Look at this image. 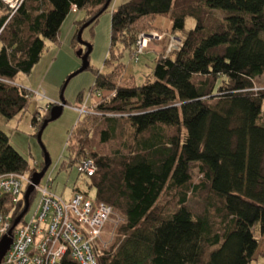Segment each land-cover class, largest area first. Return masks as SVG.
Here are the masks:
<instances>
[{
  "label": "trees",
  "instance_id": "1",
  "mask_svg": "<svg viewBox=\"0 0 264 264\" xmlns=\"http://www.w3.org/2000/svg\"><path fill=\"white\" fill-rule=\"evenodd\" d=\"M109 1L25 0L12 14L0 0V115L29 110L32 94L14 80L32 73L47 42L59 43L70 13H85L76 44ZM159 17H170V32L155 27ZM153 32L184 46L166 54L168 39L160 42L153 72L138 85L124 58ZM105 67L91 89L93 110L69 133L59 167L79 172L93 160L96 173L79 175L93 201L121 219L98 264H251L256 231L264 235V0H129L112 11ZM36 112L38 137L51 115L38 124ZM43 167L32 169L0 130V177ZM39 197L31 195L28 212ZM24 206L22 199L12 223Z\"/></svg>",
  "mask_w": 264,
  "mask_h": 264
},
{
  "label": "rangeland",
  "instance_id": "2",
  "mask_svg": "<svg viewBox=\"0 0 264 264\" xmlns=\"http://www.w3.org/2000/svg\"><path fill=\"white\" fill-rule=\"evenodd\" d=\"M125 1L112 0L109 10L100 17L97 23L84 30L82 42L92 47L89 57L90 69L74 77L63 92L68 78L78 72L83 65V59L79 56V52L83 51L84 55L87 51V46L84 44L78 42L75 44L76 23L85 19V13L71 12L61 28L59 43L47 42L42 58L32 73L30 75L21 74L14 80L17 85L23 86L33 93L31 98L32 105L29 110L12 120L0 115V130L10 136L12 145L25 157L32 169L36 168L37 164L44 162L45 151L49 154L52 164L42 179L41 185L46 186L49 180L53 179L52 187L54 193L62 196L66 201L72 198L76 188L83 192L89 191L88 196L92 200L95 199V191L87 188L77 168L70 172H59V167L64 157L69 133L81 117L78 109L94 106L91 89L96 81V72L98 70L104 73L109 72V69L105 67V62L111 45L112 11ZM155 27L163 32H170L172 29L170 17H159ZM194 27L195 22L188 20L187 30ZM159 43L155 40L151 41L145 54L140 57L139 62H135L129 55L125 56L124 63L128 65V74L134 75L138 85H143L146 77L153 72L156 53L162 51L159 49ZM37 93L45 96V98L39 101L36 98ZM80 95L83 98L82 102L79 101ZM62 99L66 102L63 114L46 127L42 136V143H40L36 136L37 130L32 126L34 113L37 111L36 119L38 124H40L46 115H51L53 108L58 106ZM52 104H54V107H51ZM33 176H30L32 180ZM193 177L198 179L197 170L193 171ZM38 205L39 201L32 204L30 211L26 215V220L31 219ZM115 219L117 220V218ZM115 223L118 224V221H115ZM115 226L111 225L109 231L106 234L105 232L103 233L105 244L110 243V231ZM118 227L119 225L115 229V233ZM256 236L260 241V247L251 264H264V235H260L256 231ZM115 241L114 238L111 240L108 251L114 246Z\"/></svg>",
  "mask_w": 264,
  "mask_h": 264
},
{
  "label": "built area",
  "instance_id": "3",
  "mask_svg": "<svg viewBox=\"0 0 264 264\" xmlns=\"http://www.w3.org/2000/svg\"><path fill=\"white\" fill-rule=\"evenodd\" d=\"M1 1L15 14L25 0ZM165 38L168 39L166 54L180 51L184 46L182 39L177 36L157 32L141 34L135 45L133 59L138 61L151 41L162 42ZM36 98L42 101L45 96L37 93ZM85 109L79 108L78 111L85 115L89 113V109ZM96 170L94 161L90 159L79 166L80 174L91 177ZM53 183V179H50L48 185L36 187L35 192L40 194L36 212L30 220L22 223L23 218L13 230V213L22 199L25 205V194L32 185V179L27 173L0 177V242L13 230V242L2 264H98L109 249L115 229L121 222L113 209L77 191L66 201L51 191ZM10 206L13 209L7 211ZM111 225L116 226L110 231V243L105 244L103 233L106 234Z\"/></svg>",
  "mask_w": 264,
  "mask_h": 264
},
{
  "label": "water",
  "instance_id": "4",
  "mask_svg": "<svg viewBox=\"0 0 264 264\" xmlns=\"http://www.w3.org/2000/svg\"><path fill=\"white\" fill-rule=\"evenodd\" d=\"M111 1L112 0H110L107 3L106 8H108V6L110 5ZM88 27H89V24L85 25L78 33V41H79V43L84 44V45H85V43L82 42V36H83L84 30L86 28H88ZM85 46H87V52L84 55H83V51L79 52V56L82 57V59H83V65H82L81 69L78 72H76L70 78H68L67 82L65 83L63 92H64L65 88L67 87L68 83L74 77H76L79 74H81V73L85 72L86 70H88V68L90 66L89 57H90V54L92 52V47L89 46V45H85ZM65 106H66V102H64L63 99H62L61 103L58 106L53 108L50 118L48 120H46V122L42 126L40 132L38 133V137L37 138H38L40 143H42V136H43V133H44L46 127L51 122L56 121L57 119H59L62 116ZM44 154H45V156H44V167L41 170V172H36L34 174V176H33L32 185L29 186V188L27 189L26 194H25V208H24L22 214L15 220V223H14V226H13V230H14V228H16L19 225L21 220L27 214V212L29 210V207H30V197L35 192L36 187L41 184L42 179L44 178V176L46 175L48 169L51 166V159H50L49 154L46 151H45ZM12 231L9 233L8 236L4 237L3 240L0 242V264H2L6 253L10 250V247L12 245V242H13L12 241Z\"/></svg>",
  "mask_w": 264,
  "mask_h": 264
},
{
  "label": "crops",
  "instance_id": "5",
  "mask_svg": "<svg viewBox=\"0 0 264 264\" xmlns=\"http://www.w3.org/2000/svg\"><path fill=\"white\" fill-rule=\"evenodd\" d=\"M123 1H125V0H123ZM125 2H127V0H126ZM125 2H124V3H125ZM116 8H117V7H115L114 10H115ZM114 10H113V11H114Z\"/></svg>",
  "mask_w": 264,
  "mask_h": 264
}]
</instances>
